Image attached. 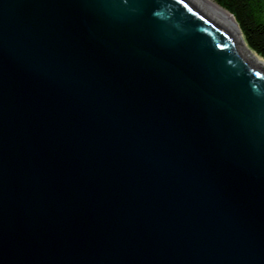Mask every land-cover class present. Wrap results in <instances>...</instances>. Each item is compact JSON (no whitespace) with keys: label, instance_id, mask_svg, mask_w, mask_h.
Returning a JSON list of instances; mask_svg holds the SVG:
<instances>
[{"label":"water","instance_id":"obj_1","mask_svg":"<svg viewBox=\"0 0 264 264\" xmlns=\"http://www.w3.org/2000/svg\"><path fill=\"white\" fill-rule=\"evenodd\" d=\"M0 264H264V60L201 0H0Z\"/></svg>","mask_w":264,"mask_h":264},{"label":"trees","instance_id":"obj_2","mask_svg":"<svg viewBox=\"0 0 264 264\" xmlns=\"http://www.w3.org/2000/svg\"><path fill=\"white\" fill-rule=\"evenodd\" d=\"M233 14L247 46L264 59V0H214Z\"/></svg>","mask_w":264,"mask_h":264},{"label":"bare ground","instance_id":"obj_3","mask_svg":"<svg viewBox=\"0 0 264 264\" xmlns=\"http://www.w3.org/2000/svg\"><path fill=\"white\" fill-rule=\"evenodd\" d=\"M208 8H221L225 9L222 6H220L218 3L214 2L213 0H201ZM226 10V9H225ZM228 11V10H226ZM229 12V11H228Z\"/></svg>","mask_w":264,"mask_h":264},{"label":"rangeland","instance_id":"obj_4","mask_svg":"<svg viewBox=\"0 0 264 264\" xmlns=\"http://www.w3.org/2000/svg\"><path fill=\"white\" fill-rule=\"evenodd\" d=\"M214 1V0H213ZM215 2V1H214ZM217 3V2H216ZM263 59V58H262ZM264 60V59H263Z\"/></svg>","mask_w":264,"mask_h":264}]
</instances>
